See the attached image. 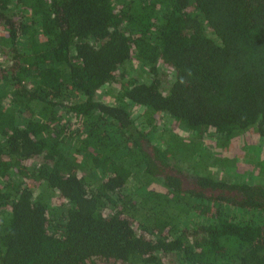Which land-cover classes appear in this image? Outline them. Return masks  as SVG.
<instances>
[{"label":"trees","instance_id":"trees-1","mask_svg":"<svg viewBox=\"0 0 264 264\" xmlns=\"http://www.w3.org/2000/svg\"><path fill=\"white\" fill-rule=\"evenodd\" d=\"M0 53V264H264V0H0Z\"/></svg>","mask_w":264,"mask_h":264},{"label":"rangeland","instance_id":"rangeland-1","mask_svg":"<svg viewBox=\"0 0 264 264\" xmlns=\"http://www.w3.org/2000/svg\"><path fill=\"white\" fill-rule=\"evenodd\" d=\"M1 62V61H0ZM1 63H5V61H2ZM107 90V88L104 86L102 88V99L109 101V94L108 93H104ZM232 145H228V147L226 148V151L229 152L231 154V156L235 153L243 156L244 154L248 156V154L250 153L251 156H254L255 153L257 152L258 155L261 154L263 151L262 149H264V146L259 148V146L262 145V142L260 140V138H258L253 131L247 130L243 133H239L237 135L234 136L233 140H232ZM253 143V144H252ZM245 144V145H244ZM243 145V146H242ZM255 149H258V151L254 152ZM244 155V156H245ZM237 158L240 159L241 156H239ZM249 157V156H248ZM243 169H247V166H241ZM216 174H219V169H217V167L215 168L214 171Z\"/></svg>","mask_w":264,"mask_h":264},{"label":"built area","instance_id":"built-area-1","mask_svg":"<svg viewBox=\"0 0 264 264\" xmlns=\"http://www.w3.org/2000/svg\"><path fill=\"white\" fill-rule=\"evenodd\" d=\"M0 61H5L4 57H2L1 53H0ZM6 62V61H5ZM3 64V63H2Z\"/></svg>","mask_w":264,"mask_h":264}]
</instances>
